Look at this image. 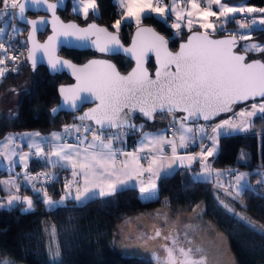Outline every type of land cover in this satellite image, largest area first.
<instances>
[{"label": "snow or ice", "instance_id": "1", "mask_svg": "<svg viewBox=\"0 0 264 264\" xmlns=\"http://www.w3.org/2000/svg\"><path fill=\"white\" fill-rule=\"evenodd\" d=\"M63 3V0H59ZM190 9L187 10L185 17L184 11H178L173 0L172 6H160L161 0H118L120 8L123 10L121 19L116 20L112 27L115 33L109 32L107 28L97 27L95 24L88 25L87 28H79L74 23L64 24L59 21L56 16L57 4L48 3V0H0V20L7 17L5 24L10 23L12 19H18L31 25V33L28 39L32 42V47L28 49V59L32 61L33 68L36 65V53L43 51L47 57V62L53 71H60L63 68L71 70L72 75L76 77L77 83L73 86H61L60 95L64 104H69L72 108H76L78 103L89 101H97L96 107L89 110L80 120H93L95 124L100 126L99 133L93 132L92 140L87 147L80 148L66 143H57L62 138L60 134L53 133L48 141L51 148L50 153H44L41 141L35 139L39 137V133H25L24 136L31 138L28 144L29 149H35L34 152L23 153L20 161L27 167L26 161L29 155H34L45 159L53 167L67 168L71 167L74 179L65 183V194L60 197L59 201L53 200L48 196L46 189H37L33 185V191L37 194L43 192V203L49 207H55L72 198L77 202L93 199L97 196H110L119 188L126 186L133 179L138 180L139 191L145 198H151L156 191L155 178H160L167 174V170L172 168L173 164L179 162L183 165L185 161L190 165L197 160V156H179L177 155V145L174 140H166L162 135L145 134L141 141V147L136 152L124 153L120 161V167H117L118 152L113 150V143L117 139H121L123 129H134L136 125L131 123L133 114L139 112L143 117L152 119L155 113H175L182 111L186 115L180 118V128L183 130L179 136L180 147L188 146V136L186 134L193 133L194 129L186 127L185 122L189 120H197L203 118L205 121L211 120L220 113L232 112L233 106L242 101L261 98L260 103H252L250 110L240 111L236 113L240 117V123L234 122L232 119H225L221 123L215 125L212 129L214 136H207L203 126L195 129L196 132L202 134L204 138L212 141V147L206 150L202 149L199 154V160L204 172H211L210 166L207 164V158L214 155L218 144L217 137L219 135L229 134L231 130L245 131L250 126V119L257 117L264 119V61L253 60L246 62V56L236 54L233 48L236 46L237 39L232 36L228 39L215 40L211 39L208 30L213 32L216 25L209 21V17L219 16L227 22L230 18L234 19L232 14L235 13H262L264 8L254 7H229L227 4L221 3V0H208L207 7H201L200 0H188ZM219 6V13L212 11V5ZM52 13V32L53 34L47 38L43 44L37 43L35 34L37 30L44 26L46 21L42 17L39 20H27L25 16L26 8L34 7L40 9L45 6ZM89 10L93 13L97 11L96 0H77L73 11H82L85 17L88 16ZM171 11L176 14L177 23L171 27L179 30L182 23L186 19V27L189 31L194 25H198L204 29L203 32H193L186 43L180 45V51L172 53L168 51V41L164 37L159 36L150 28H138L136 37L133 39L132 47L123 48L120 44L118 33L120 31L123 20L135 19L137 25L140 24L142 16L145 13L155 12L162 18ZM240 29H248L250 31L261 30L256 28L259 24L264 26V16L259 20L251 19L248 23L237 21ZM19 29L13 27L12 33H18ZM6 34V27H0V37ZM61 37H75L80 41H90L91 45L96 47L100 52L118 53L123 51L131 55L136 61V67L127 75H121L114 64L105 60H91L83 66H76L67 60H62L56 55V47ZM94 37V39H93ZM240 39L250 40V36L241 35ZM247 52H264V45L258 43H249L244 46ZM0 65L5 64L8 49L4 43H0ZM149 53H155L156 63L158 67L155 71V78L149 74L144 67V62ZM18 57L12 56L10 59L16 60ZM7 71L6 67H0V78ZM58 109L53 108L55 113ZM3 118V117H0ZM8 119H14L15 114L8 113ZM77 132L80 128L73 125ZM116 129L115 132L108 134L107 142L104 135L106 130ZM71 128L65 127V132H70ZM85 131H92L90 126L85 127ZM4 145L5 151L0 152V156L5 157L10 164H15L12 159L17 155L15 151L8 152V144L14 142V137H6ZM80 144L85 143V139L77 137ZM146 141V143H145ZM171 146V163L167 166L163 164V156H152L149 159L148 167H144L140 161L142 158L140 153L145 148L150 151L163 153V145ZM145 173H149L147 183L142 179ZM221 173L217 172V176ZM247 173H239L235 176L236 195L241 190L249 189L250 185L246 182ZM43 176L47 179H55L53 174L39 173L35 177L25 176L28 181L39 179ZM76 177H82V187H76L73 194L72 187L80 182ZM0 183L9 184L12 187L8 189L11 193L12 188L18 191V185L14 180L2 181ZM264 183V179L257 181ZM222 186V185H221ZM231 195V193H229ZM26 203L24 212L31 211L33 201L30 197L21 198L19 195L10 194L7 197V207L11 208L16 201ZM223 204V201H221ZM228 212H231L238 220L244 222L254 231L264 235V228L257 226L247 217L235 213L227 204H223ZM0 207H5L0 203ZM53 235L55 230L53 229ZM162 233L159 229L155 230V235L150 237L155 239L161 237ZM187 238V233H185ZM165 241H171V246L167 243L162 245L164 249V257H157L160 264H210L209 258L201 246L193 245L191 240L187 241V247L178 243V237L173 236L171 232L163 236ZM52 259L55 261L60 257L58 247L50 248Z\"/></svg>", "mask_w": 264, "mask_h": 264}, {"label": "trees", "instance_id": "2", "mask_svg": "<svg viewBox=\"0 0 264 264\" xmlns=\"http://www.w3.org/2000/svg\"><path fill=\"white\" fill-rule=\"evenodd\" d=\"M243 1L255 8H264V0ZM96 3L95 14L82 19L79 14L70 10L69 0L64 17L76 19L80 23L94 20L115 30L112 25L119 20L121 13L115 1L96 0ZM252 15L259 18L264 16L258 12ZM140 23L149 24L164 35L171 49L186 33L182 29L174 32L166 19L153 14L142 16ZM232 25L236 24L230 18L219 27L218 34L225 33L224 28H231L228 26ZM134 26L131 22L121 23L118 34L122 42L127 41ZM261 27L264 26L256 25L257 29ZM248 36L251 37L250 41L264 43V31L248 30ZM60 54L74 62H80L92 52L62 49ZM246 54L248 59L259 58L264 61V52ZM111 59L120 72L126 71L131 65L122 56H113ZM147 67L152 70L151 59L147 62ZM68 80L64 74H49L43 66L31 69L25 59L18 62L12 70L5 72L0 78V117H3L0 118V139L10 133L22 131L34 130L44 134L74 123L72 113L50 112L57 102L56 86ZM24 84L27 87L17 99L13 111L15 118L8 119L6 117L10 112L3 109L2 98L7 92L16 91L17 87ZM243 105L246 104L236 106L235 109ZM222 117L211 123L215 124ZM171 118L170 114H156L148 122L135 115L134 132L123 137L127 140L126 145H130L133 138L143 130L168 127ZM30 163L28 173L46 169L55 174V179L46 182L43 189H46L49 197L57 198L62 192L60 181L68 175L66 170L56 167L48 169L38 159H31ZM207 164L210 168L226 169L228 176L231 169L244 170L250 181L264 174V119L252 117L246 132L220 135L218 149ZM197 165L178 167L170 174L158 178L156 195L148 200H141L138 190L130 186L120 188L110 196H97L81 204L68 202L63 206L47 209L40 193L32 192L33 188L22 184L20 193L30 196L33 208L24 212L20 202L13 204L11 208L0 207V264H152L142 257L120 255L112 248L111 241L114 239L117 224L136 213L161 207L182 211L198 203L203 205L204 217L226 236L236 264H264V235L238 220L223 206L227 204L235 213L264 228V183L258 184L257 180L253 186L241 190L237 196L231 189L217 186L213 181L195 179L193 176L199 169ZM4 175L6 172L0 169V178ZM3 194L0 185V196ZM57 247L60 257L54 261L50 248Z\"/></svg>", "mask_w": 264, "mask_h": 264}, {"label": "rangeland", "instance_id": "3", "mask_svg": "<svg viewBox=\"0 0 264 264\" xmlns=\"http://www.w3.org/2000/svg\"><path fill=\"white\" fill-rule=\"evenodd\" d=\"M114 1L117 4L119 10L121 11L120 16H119V19H121L122 15H123V10L120 8L118 0H114ZM203 2L205 3V6L207 7L208 0H203ZM153 3L155 6V0H153ZM172 3H173V0H167V1L161 2L160 6H162V7L168 6L170 8L172 6ZM221 3L227 4L229 7H239V6L254 7L252 5H247L246 3H244L243 0H221ZM76 4H77V0H70V10L71 11H73V7ZM175 6H176L178 11H181V10L184 11L185 17H186L187 10L190 9V4H189L188 0H175ZM212 11L219 13V6L216 4H213L212 5ZM73 12L79 14L82 17V19L89 18V16L91 14H95L91 10H89L88 16L85 17L83 15L82 11H73ZM145 14L146 15L147 14H153V15L158 16V14L155 12H149V13H145ZM168 14L172 18L170 21L171 25L178 22L177 18H176V14L174 12L169 11L167 13V15ZM167 15H166V17H167ZM232 15L234 16V22L236 25L235 26L232 25V26H228V27H231L230 28L231 33L236 35L240 41V45H239L238 49L239 50L241 49L245 52L244 46L246 44L258 43V42L240 39L241 35L248 36V29H240L237 21H241L240 17H242V16L247 18L246 21H243L245 23H248L251 19L259 20L258 19L259 17L253 16L252 13H235ZM166 17L164 19H166ZM6 20H7V17H5L3 20L0 21V27H6V34L7 35H13V36L15 35L20 40L24 41V35H22L20 33L21 27L18 26L14 22V20H11L10 23L5 24ZM209 21L212 22L213 24H215L216 27L221 26L225 23L224 18L219 17V16L209 17ZM123 22H132L134 25H137L134 18L131 20H123L122 23ZM181 23H182V26L179 30L173 28L174 32H179L181 29H185L186 31L189 30L186 27V19ZM219 23H221V24L219 25ZM13 27H16L17 29H19L18 33H16V34L12 33ZM193 28L198 29L200 27L198 25H194ZM3 37H4V35L2 37H0V39H2ZM258 44L264 45V43H258ZM249 55H250V53H249ZM26 87H27L26 84H24L23 86L17 87L18 89L16 91L7 92L4 95V97L2 98L3 99V109H5L8 112L13 113V111L15 110V107H16L15 105H16L17 99L19 98L20 94L25 90ZM255 102H257V101H255ZM255 102H253V103H255ZM246 106L247 107H245V109H242L241 111H244L246 109L247 110L251 109L250 103H249V105H246ZM239 112L240 111H238V113ZM225 119H232L234 122L240 123V117H238L236 115V113L235 114H232V113L227 114V115L223 116L220 120H218L214 123H215V125H217ZM134 122H135V120H134ZM73 125L79 127V122H74V123L69 124L70 127H72ZM190 126H192V128H193V124H191ZM248 129L245 131H242L239 129H237V130L229 129V134L243 133V132L248 131ZM22 132H24V131H22ZM214 135H216V134L213 133V131H211L210 136H214ZM218 137H217V139H218ZM196 138H197L198 143H199L200 139L197 136H196ZM211 147H212V141H211ZM217 149H218V144L216 147V151H217ZM216 151H215V153H216ZM197 152L198 153H195L194 155L197 156V159L200 162V160H199L200 152L199 151H197ZM209 158L210 157H208L207 159H209ZM211 170H214V171L217 170L219 173H221V175H219V177H217L218 179H215L217 182L216 185L217 186L222 185V187H224L225 189L226 188L231 189L233 192H236V188L232 186L235 184V176L239 173H247L244 170H240L237 172V171H234L233 169H231L229 172V175H231L233 177V179L227 181V177H224V176H228V174L226 175V171H227L226 169L211 168ZM197 174L198 173L194 174V176H193L195 179H199L196 176ZM262 175H263L262 178L264 179V174H262ZM246 177L248 178V175ZM246 177H245V179H246ZM199 180H202V179H199ZM7 186H9V185H7ZM17 195H19L21 198L28 196L26 194H17ZM7 197L5 199L6 202L4 203L5 207H7ZM141 197L145 198L142 195H141ZM16 202H14V203H16ZM18 202L23 204L22 209L26 208V203L23 201V199H21ZM46 207H49V206L46 205ZM165 211L166 210L163 207L157 208L156 211L153 212L152 218H150L148 221H140V220L133 219V216H131V215L128 216L129 219H125V221H123V223L121 222V223L117 224L116 229H115V234H114L115 239H112V241H111L112 248L115 249V251L118 252L120 255L142 257V258H145V259L151 261L152 264H160V261L157 260V257L163 258L165 255L162 245L167 243L169 246H171V241L170 240L165 241L163 239V236L168 235L169 232H171L173 236L178 237V243L180 245L182 244L185 247L188 246L187 241L191 240L193 242V244L195 242L199 241L202 244V247L209 249V250H227V248H228L227 238L225 237V235L221 231L217 230V232L219 234L218 235L214 229H213L214 231L211 230L210 227H208L209 225H207V223L205 221L207 219H202L199 217V215L194 214V219L191 222V224H184V223L178 224L176 222V220H173L172 218H170V215L168 213H166ZM183 226H185V227H183ZM178 227L180 230H178ZM156 228H158L161 231L162 235H161V237H156L155 239H151L150 237H153L155 235ZM181 228H183V229H181ZM190 229L192 230V232H189ZM118 230H120L119 233L117 232ZM185 233H187V238L185 237ZM190 233H192V234H190ZM214 234H216L217 236H214ZM158 245H159V247H158ZM153 249H156V250H153Z\"/></svg>", "mask_w": 264, "mask_h": 264}, {"label": "crops", "instance_id": "4", "mask_svg": "<svg viewBox=\"0 0 264 264\" xmlns=\"http://www.w3.org/2000/svg\"><path fill=\"white\" fill-rule=\"evenodd\" d=\"M161 2H163V1H161ZM158 16L161 17L160 15H158ZM171 19H172L171 16L168 14L167 17H166L167 24L171 25L170 24ZM219 27L220 26L217 27V29H216L217 31L219 30ZM198 29L205 31L202 28H198ZM182 30H185V29H182ZM224 30L225 31H229L230 28H224ZM260 102L261 101H257L255 103H260ZM252 103L253 102H251L250 104H252ZM246 105H249V104H246ZM246 105H243V106L235 109L232 114L238 113V111H241L242 109H245V107H247ZM173 119H174V116H172L171 120H173ZM190 125L191 124L185 123L186 127H191L192 128V126H190ZM66 126L67 125H64L63 127H61L58 130H53L51 132L44 133V134L32 130V131H24L22 133L19 132V133L8 134V135H5L3 138L0 139V152H4L5 151L4 145L6 143V139L5 138L9 137V136L14 137V142L11 143V144H8L7 151L9 153L12 152V151H15L17 153V155L12 157V159L15 161V164H10L9 161L5 157L0 156V169L6 172V175H4V176H2L0 178V182L14 180L15 183L18 185V191L15 188H12V192L10 193L8 191V189L11 188L12 186L9 185V184L0 183V185L2 186V189L4 191V194L0 196V203L4 204L6 202L5 201L6 197L9 196L10 194H14V195L21 194L19 188H20V186H22V184L24 186H25V184H27V180L25 179V176L28 173V168L30 167V164H31L30 160L31 159H38L39 161L45 163V166L48 169L53 167L50 163L46 162L45 159H43L41 157H37V156L31 157L29 155V157H28V159L26 161L27 167L25 168L24 163L20 161V156L23 153H28V150H29L28 144L31 143V138L24 136L25 133H39L40 134V136L36 137L35 139L41 141V146L43 147L44 153L46 155L48 153H50V151H51V148L49 147L48 141L51 139L53 133L60 134L62 139H63V137H67V138H69L72 141V142L71 141L70 142H64L61 139L57 143H66V144H70V145H73V146H76V147L84 148V147H87V144L89 142H91L92 137H88V136H85V135L77 132L75 130V128H72L69 125H68V127L71 128V131L66 133L65 132V127ZM172 127H173L172 131L174 133H172V131L170 129H168L167 126L166 127L165 126L161 127L159 129L143 130V131H141L138 135H136L133 138V141L128 146L126 145L127 144V140H125V138H123L124 136H122L121 139L115 140L114 143H113V150L118 152V155H117V158H116L117 159V167H120V161H122L124 159V156L119 155V152H124V153L136 152L137 149H139L141 147V141L145 137V134L162 135L166 140H174L176 142V145H177V155H179V156H195L194 154L198 153L197 152L198 151V148H197L198 147V140H197L194 132L186 134L188 136V142H187L188 146L186 148H181L179 146L180 145L179 136H180V134H181V132L183 130L180 128V120H178L175 123H172ZM75 137L76 138L80 137L81 139L86 138L85 139V143L80 144L78 140L75 141ZM105 142H107L106 139H105ZM145 143H146V141H145ZM163 148H164L163 153L150 151L149 148H145L144 152L140 153V155H141V157H147V158H142L140 163L146 168V167H148L149 159L152 156H157L158 158L163 156V158H164L163 159V164L165 166H167L169 163H171V157H172L171 146L168 145V144H164ZM208 160L209 159H207V162H208ZM196 163L198 164L197 166L199 168L198 171L196 172V173H198L196 176L199 179L213 181L214 183L217 184L215 179H218L217 177H219V176H217V172L218 171L217 170H215V171L211 170V172H208V173L204 172V169L202 168V165L198 161V159L193 161L190 165L188 164L187 161H185V163L183 165H181V164H179V162H177L176 164L172 165L171 169L167 170V174L166 175L170 174L172 171H174L178 167H190V166L195 165ZM56 168H60V167L57 166ZM60 169H65L67 174H68L67 178H66V180H67L66 183L69 182V181H72L74 179V177L72 176V170H71L70 166L67 167V168H60ZM44 170H46V169H44ZM149 175H150L149 173H145L144 176L142 177V179L145 181V183H147ZM162 176H165V175H162ZM262 176L263 175L260 174V176L258 178H256L255 180H253V181H250L249 177L248 178L246 177L245 180L250 186H253V183L255 181H257V180L260 181L261 179H263ZM75 179L78 180L80 183L77 184V185H73V187H72L73 194H75L76 187H82V182H83V178L82 177H76ZM153 179L155 180V183L157 184V179L158 178L154 177ZM7 185H9V186H7ZM130 186L135 187L138 190L139 198L141 200L150 199V198L141 197V193L139 191L140 185H139L138 180L133 179L132 181L129 182L128 185L123 186L122 188L130 187ZM37 189H40V188H37ZM31 191L34 192L33 189ZM233 193H236V192H233ZM64 194H65V187H62L61 194L57 198H52V199L55 200V201H59L60 197L63 196ZM155 195H156V191L152 195L151 198H153ZM40 196L42 197V201H43V192L40 193ZM85 201H87V200H85ZM85 201H83V202H85ZM68 202H72L73 204H79V203L81 204V203H83V202H77L76 200H74L72 198H68V199H66L63 202V204H59L57 206H63V205H65ZM16 203H18V201ZM44 206L47 209L54 208V207H46L45 204H44ZM57 206H55V207H57ZM164 209L166 210L165 212L170 215V218H172L173 220H176V222L178 224H182V223L191 224V222L194 219V214L199 215V217L202 218V219H206V218H204L202 203H198V204L194 205L193 207H191L190 209L182 210V211L170 210L168 208H164ZM154 211H156V209L151 210V211H147V212L136 213V214H133L131 216H133V219H136V220L148 221L150 218H152V214H153ZM125 219H129V218L127 217ZM123 221H125V220H123ZM123 221H122V223H123ZM205 221H206L207 225H209L208 227H210L211 230L214 229L216 232H217V230H219L212 222H210L208 220H205ZM183 227H185V226H183ZM157 229L158 228H156V230ZM181 229H183V228H181ZM178 230H180L179 227H178ZM119 231L120 230H118L117 232L119 233ZM189 232H192V230L190 229ZM190 234H192V233H190ZM217 234H218V232H217ZM214 236H217V235L214 234ZM114 239H115V237H114ZM193 245L202 247V244L199 241L195 242ZM158 247H159V245H158ZM202 248L204 249L205 253L207 254V256L209 258V261H210V264H236L235 258H234L233 254H232V252H231V250L229 248V245H228L227 250H209V249H206L204 247H202ZM153 250H156V249H153Z\"/></svg>", "mask_w": 264, "mask_h": 264}, {"label": "water", "instance_id": "5", "mask_svg": "<svg viewBox=\"0 0 264 264\" xmlns=\"http://www.w3.org/2000/svg\"><path fill=\"white\" fill-rule=\"evenodd\" d=\"M48 3H53V4H57V9H65L66 8V5L68 4V0H63V3H60L59 0H48ZM56 9V10H57ZM28 10H34V11H42L45 13L44 16H42L46 23L44 26L40 27L36 34H35V40L37 43H40V44H43L47 41V38L49 36H51L53 34L52 32V24H51V21H52V13L51 11H48L47 8H46V5L41 7L40 9H36L34 7H29V8H26V11ZM56 16L59 18V21L64 23V24H68V23H74L76 24L79 28H87L88 25L90 24H95L97 25V27H100V28H107L105 25L103 24H99L97 23L96 21L94 20H90V21H86L84 23H79L76 19H62L58 12L56 11ZM42 17H35V18H32V19H28L26 18L27 20H39L40 18ZM16 21H18L21 25L25 26L27 28L26 30V33L24 35V41L26 43V46H27V50H26V54H25V61L27 62V64L29 65V67L31 69H35L36 67L38 66H43L45 67V69L47 70V72L51 75H54V74H64L69 80L65 83H60L56 86V93H57V102L56 104H54L51 109H50V112L52 114H57V113H72L73 114V119L75 122L77 121H85V122H89L91 123L93 126H96L97 128H99L100 126L96 125L95 124V121L93 120H89V119H85V120H80L79 117L80 116H83L85 113L89 112L90 109L96 107V104L98 103L97 101H89V102H84V103H78V106L76 108H72L69 104H64L63 103V98L62 96L60 95V92H59V89L61 88V86H65V87H68V86H73L77 83L76 81V77L72 75V72L70 69L68 68H63V70H60V71H53L50 67V65L48 64L47 62V57L44 55L43 51H38L36 53V65L35 67L33 68V65H32V61L28 59V49H30L32 47V42L28 39L29 37V34L31 33V25L30 24H27L25 22H21L19 21L18 19H15ZM259 25V24H257ZM138 28H150L152 29L156 34H158L159 36H162L164 37L165 40L168 41V39L162 35L161 33H159L157 30H155L151 25L149 24H145V23H140L139 25H135L128 38H127V41L126 42H122L119 34V40H120V44L123 46V48H130L132 47V42H133V39L136 37V33H137V30ZM109 32H113L115 33V30H112V29H109L107 28ZM47 31L46 34L44 35V37L42 39H38V33L40 32H44V31ZM193 32H203V30H199V29H192L191 31H186L184 37L179 40L175 47L173 49H171L169 47V44H167V48H168V51L172 52V53H177L180 51V45L181 44H184L187 42L188 40V37L193 33ZM210 38L211 39H215V40H223V39H228V38H231L232 36H235L236 39H237V43H236V46L233 48V52H235L236 54H243L246 56V62H251L253 60H261L259 58H250L248 59L247 58V54L242 51V50H239L238 49V46H239V39L237 38L236 35L232 34V33H221V34H209ZM94 39V37H93ZM62 49H67V50H77V51H91L95 54H97L98 56H92V57H88V58H85L84 60L80 61V62H74L72 60H70L69 58L63 56L60 54V51ZM56 55L62 59V60H67L69 62H71L72 64L80 67V66H83L85 64H87L89 61L91 60H105V61H108L109 63L111 64H114L115 63L112 61L111 57L113 56H122L123 58H126L128 59L130 62H131V65L130 67L124 71V72H120L117 67H116V70L121 74V75H127L128 73H130L132 71L133 68L136 67V61L135 59L127 54V53H124L122 50L119 51L118 53H113V52H100L96 47L92 46L90 41H80V40H77L75 39V37H68V38H65V37H61L60 38V41L58 42L57 44V47H56ZM152 60V64H153V68L152 70H150L148 67H147V62L149 60ZM263 61V60H261ZM116 66V65H115ZM144 67L148 70L149 74L152 76V78L154 79L155 78V71H156V68L158 67L157 63H156V56H155V53H149L148 57L146 58L145 62H144ZM261 98L257 97L255 98V100H252L250 99L249 101H242L240 103H238L237 105H234L233 106V110L232 112H225V113H220L218 116L216 117H213L211 120L209 121H205L203 120V118H199L197 120H189V121H186L185 123L187 124H193L194 122H212L216 119H218L219 117H222V116H225L227 114H230V113H233L236 106H239V105H242V104H247V103H251V102H255V101H260ZM53 108H57L58 110L53 113L52 112V109ZM156 114H161V113H155L154 114V117ZM164 114H170L172 116H174V119L171 120V122L169 123V125H172V123H175L177 122L178 120H180L181 117L185 116L186 114L182 111H177L175 113H164ZM135 115H139L143 120L145 121H148V122H151L154 117L152 119H148L146 117H143L142 114H140L139 112H136L133 114V117H132V121L134 120V116ZM127 129V128H125ZM108 130H115V129H108Z\"/></svg>", "mask_w": 264, "mask_h": 264}, {"label": "built area", "instance_id": "6", "mask_svg": "<svg viewBox=\"0 0 264 264\" xmlns=\"http://www.w3.org/2000/svg\"><path fill=\"white\" fill-rule=\"evenodd\" d=\"M200 4H201V7H206L205 6V3L203 2V0H200ZM260 19V18H258ZM240 20L243 22V21H246L247 18H245L244 16L240 17ZM1 21V20H0ZM221 23H219L220 25ZM218 27V26H217ZM216 27V29H217ZM209 34H218V31L215 30L214 32L212 30H208ZM225 33H231V32H225ZM0 43H4L5 47L8 49V52H7V57L9 58H6L5 59V64L4 65H0V67H6L7 68V71H10L12 70L16 64L18 62H20L21 60L25 59V54H26V50H27V46H26V43L25 41H22L20 40L17 36H13V35H7V34H4V37L2 39H0ZM0 55H3L2 52H0ZM12 56H16L18 57L16 60H12L10 59V57ZM131 123H133L135 125V122L134 120L131 121ZM215 124L211 123V122H194L193 123V129H194V133L195 135L200 139L199 143H198V151L201 153L202 149L206 150L207 148H211V141L210 139H207V138H204L202 136L201 133L199 132H196L195 129H197L198 127L200 126H203L205 128V133L207 134V136H210L211 134V131L213 129ZM87 126H90L92 131H88L86 132L85 131V127ZM79 128H80V131L79 133L85 135V136H88V137H92V134L93 132H97L99 133V128H97L96 126H93L91 123L89 122H85V121H79ZM172 125H169L168 124V129H170L172 131ZM135 128L134 129H123V135H130L134 132ZM115 130H106L105 132V135H104V139H108V134L110 132H115ZM172 133H174L172 131ZM78 139L75 137V141H77ZM62 141L64 142H70L71 140L67 137H63ZM72 142V141H71ZM35 149H29L28 150V153L29 152H34ZM31 157H33L34 155H30ZM39 173H49V174H53L55 176V174L53 172H50V171H47V170H42V169H39V170H35L33 172H30V173H27L26 175L27 176H30V177H35L37 176ZM232 176H227V181L229 180H232ZM53 179H45L43 176H41L39 179L37 180H33V181H28L27 180V186L29 188H33V185L35 186V188H44L46 182L48 181H51ZM66 179H62L60 182H61V187H64L65 183H66Z\"/></svg>", "mask_w": 264, "mask_h": 264}, {"label": "flooded vegetation", "instance_id": "7", "mask_svg": "<svg viewBox=\"0 0 264 264\" xmlns=\"http://www.w3.org/2000/svg\"><path fill=\"white\" fill-rule=\"evenodd\" d=\"M68 3H69V0H68ZM67 9H68V4L66 5V8L65 9H57L56 11L58 12V14H59V16L62 18V19H67V18H65L64 17V15L67 13ZM45 15V13L44 12H42V11H34V10H28V11H26L25 12V16H26V18H28V19H32V18H35V17H42V16H44ZM61 15H63V16H61ZM12 20H14V22L18 25V26H20L21 27V31H20V33L23 35V33H24V35H25V33H26V30H27V28L25 27V26H23V25H21L18 21H16L15 19H12ZM80 23V22H79ZM82 23H84V22H82ZM46 30L44 31V32H40V33H38V37H40V39H42L43 37H44V35L46 34ZM39 39V38H38ZM92 56H98L97 54H95V53H93L92 52V54H90L88 57H92ZM88 57H86V58H88ZM112 58V57H111Z\"/></svg>", "mask_w": 264, "mask_h": 264}]
</instances>
